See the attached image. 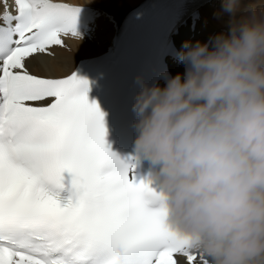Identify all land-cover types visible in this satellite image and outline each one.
Masks as SVG:
<instances>
[{
    "label": "snow or ice",
    "instance_id": "6c2138e0",
    "mask_svg": "<svg viewBox=\"0 0 264 264\" xmlns=\"http://www.w3.org/2000/svg\"><path fill=\"white\" fill-rule=\"evenodd\" d=\"M79 11L67 0H0V264H208L106 146L87 80L29 70L79 38Z\"/></svg>",
    "mask_w": 264,
    "mask_h": 264
},
{
    "label": "clouds",
    "instance_id": "9594fccd",
    "mask_svg": "<svg viewBox=\"0 0 264 264\" xmlns=\"http://www.w3.org/2000/svg\"><path fill=\"white\" fill-rule=\"evenodd\" d=\"M213 16L224 27L176 51L183 74L135 77L133 153L191 250L264 264V0H219Z\"/></svg>",
    "mask_w": 264,
    "mask_h": 264
},
{
    "label": "bare ground",
    "instance_id": "6f19581e",
    "mask_svg": "<svg viewBox=\"0 0 264 264\" xmlns=\"http://www.w3.org/2000/svg\"><path fill=\"white\" fill-rule=\"evenodd\" d=\"M76 4H89L95 5L97 7L107 10L113 15V17H121L122 14L129 10L130 8L137 5L141 0H67ZM203 8L202 13L204 16V22L202 23V37L204 40L210 32L214 30H219L224 25L218 21L213 13L216 8ZM226 18V17H225ZM97 24L96 28V41H81V40H64V47L55 46L52 48L53 56H42L38 59L40 64H34L32 61L28 62V67L30 71L35 74L41 75H64L73 67L74 62L81 57H86L100 52L105 45V41L109 37L111 31V22L105 13H102V17L97 16L95 19Z\"/></svg>",
    "mask_w": 264,
    "mask_h": 264
}]
</instances>
